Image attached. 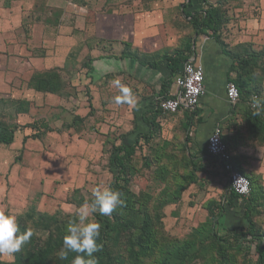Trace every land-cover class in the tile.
Listing matches in <instances>:
<instances>
[{"label": "trees", "instance_id": "1", "mask_svg": "<svg viewBox=\"0 0 264 264\" xmlns=\"http://www.w3.org/2000/svg\"><path fill=\"white\" fill-rule=\"evenodd\" d=\"M182 6L183 19L187 22L189 33L177 49L156 57H147L137 50H129L122 55L123 58L133 59L138 64L153 70L164 67L167 76L161 82L157 97L150 98L148 104L150 108L139 116V122L135 117L134 129L123 135L119 144L114 145L110 150L108 164L112 181L109 187L121 193L124 205L113 211L110 216H101L98 213L92 216L101 226L97 239L100 251L94 253L98 264H145L151 259L158 258L162 249L158 239L161 210L168 203L179 201L181 192L189 185L196 184L199 174H211L225 181L221 198L207 202L205 210L209 221L193 229L184 243L174 246L172 248L175 249L174 252L164 257L159 264H194L196 260L205 256L210 257L209 259L216 258L215 264H233L235 261L234 257L232 258L233 253L248 255L251 249L255 250V264H264V184L261 176L246 175L232 159L236 169L244 174L251 184L250 195L240 203L239 197L231 190L222 175L218 160L207 152L209 135L205 146L199 152L192 153L191 130L192 127L203 123L202 118L198 116L204 96L193 110H184L180 123L185 136L183 150L186 151V155L182 159L183 167L187 171V175L183 177L185 183L175 185L169 195L162 197L159 202L155 201V197L145 194L135 195L130 190L131 171L136 153L141 150L142 144H149L161 132L159 118L166 113L160 109L159 99L170 96L175 79L180 75L184 63L193 55L191 46L198 37L213 39L222 53L231 60L227 82L231 81L236 85L240 100L235 105L230 104L229 121L235 125L238 115L241 114L243 123L241 126L250 137L258 141V144L264 145V45L261 49L255 50L252 44L230 47L224 41L228 16L221 1L214 5L204 0V4L199 9H194L192 1L185 0ZM93 61L91 57H87L82 62V66L87 68L89 73L93 71L91 67ZM64 73L67 72L58 68L37 72L31 79V86L40 93L65 97L68 93L67 85L62 79ZM253 95H256L257 100L260 101L259 109H252L249 105ZM16 104H20V101ZM257 111L259 115L254 114ZM35 124L30 125L31 129L37 130L33 135L34 139L40 137L41 130L50 129L48 123L41 124V127ZM218 127L223 130L221 122ZM16 130L15 127L0 120V145H12ZM222 138L228 145L223 135ZM143 159L146 161L145 167L149 168L151 159L148 157ZM74 194V198L80 199L74 203L77 208L93 198L85 200L80 197L79 191H75ZM233 212L240 215L241 225L220 232V223ZM69 220H71L69 216L59 218L56 215L43 214L36 206H30L27 213L17 219L18 234H23L28 228L34 229L36 234L19 252L15 253L12 264H72L77 253L70 252L67 259H60L58 256L63 248V238L67 235L66 226ZM87 258L85 256V259ZM0 264L7 263L0 261Z\"/></svg>", "mask_w": 264, "mask_h": 264}, {"label": "rangeland", "instance_id": "2", "mask_svg": "<svg viewBox=\"0 0 264 264\" xmlns=\"http://www.w3.org/2000/svg\"><path fill=\"white\" fill-rule=\"evenodd\" d=\"M185 23L181 24L185 30L181 31V37L189 33ZM177 38L171 43L177 45ZM94 53L99 55L100 52ZM69 73L62 76L68 93L63 102L55 99L52 103H45L43 99L44 103L39 104L43 107L32 110L21 107L22 116L16 123L11 113L13 103L18 101L8 100L4 102L3 109L0 107V120L17 129L12 145H0V208H6L17 219L24 216L30 206H36L43 214L76 219L78 208L74 203L80 199L74 198L75 191H79L80 197L86 200L92 198L95 188L109 187L112 181L108 164L110 150L119 144L123 135L134 129L135 117L138 119L147 110L112 103V98L119 92L111 81L119 79L123 85L126 84L136 102L141 97L152 98L158 93L152 84L142 91V84L131 79L112 78L107 74L95 79L82 62L75 63ZM34 123L38 127L48 123L51 130H41L40 137L34 139L37 130L30 127ZM159 123L161 132L158 137L149 144H142L136 153L130 180V190L135 195H150L156 202L169 195L175 185L184 184L183 177L187 175L182 160L186 155L183 150L185 136L179 116L162 115ZM24 135H28L27 139ZM205 142L206 138L200 143L205 146ZM144 157L151 159L149 168L145 167ZM260 166L264 171V159ZM263 175L264 172L260 175L264 184ZM224 184L225 181L219 177L199 174L196 184L181 192L179 201L162 208L158 228L162 249L158 258L145 264H159L174 252V246L184 243L193 229L209 221L205 205L212 199L221 198ZM239 217L234 212L227 215L220 223L219 231L241 225ZM89 220L95 222L93 217ZM233 254V264H255L254 249L248 255ZM209 258H199L194 264H215L216 258ZM0 261L12 264L14 260L0 256Z\"/></svg>", "mask_w": 264, "mask_h": 264}, {"label": "crops", "instance_id": "3", "mask_svg": "<svg viewBox=\"0 0 264 264\" xmlns=\"http://www.w3.org/2000/svg\"><path fill=\"white\" fill-rule=\"evenodd\" d=\"M191 1L194 9L204 4V0ZM219 1L228 16L224 41L230 47L252 44L253 49H261L264 45V0H206L214 5ZM184 2L0 0V107L3 109L8 100L20 101L18 105L13 103L11 113L16 123L22 116L21 107L32 110L43 107L40 102L52 103L55 99L63 102L64 97L35 91L31 86L33 75L55 68L70 74L72 66L87 57L94 60L91 74L95 79L107 74L141 83L142 91L150 88V84L160 88L167 76L164 67L153 70L122 55L137 50L147 57H156L177 49L185 39L179 36L184 32L181 25ZM176 36L179 43L174 45L171 42ZM191 50L193 55L189 60L194 59L205 70V94L198 116L203 123L192 127V153L202 149L200 142L221 122L223 136L236 165L246 175L262 176L264 171L260 163L264 159V145L258 144L241 126V114L235 125L229 121L230 104L225 98V86L231 60L213 39L198 37ZM97 51L101 54L96 55ZM173 90L172 86L171 92ZM156 97L157 93L152 98ZM150 98L141 97L133 108L149 109ZM183 113L184 110L176 114L180 123ZM16 135L17 131L15 138Z\"/></svg>", "mask_w": 264, "mask_h": 264}, {"label": "clouds", "instance_id": "4", "mask_svg": "<svg viewBox=\"0 0 264 264\" xmlns=\"http://www.w3.org/2000/svg\"><path fill=\"white\" fill-rule=\"evenodd\" d=\"M119 90V95L112 98L115 105L127 104L136 106V99L130 88L123 85L119 79L111 81ZM254 108L261 107L257 100ZM259 115V111L254 113ZM92 200L86 201L76 210V219L69 220L66 226L67 235L63 238V248L58 253L60 259H67L70 252L77 253L72 264H98L94 253L100 251L97 239L100 235V225L89 220L94 214L110 216L113 211L124 205L121 193L110 187H97L92 192ZM19 225L17 216L0 208V256L14 260L15 253L19 252L24 244L28 243L35 233L34 229L28 228L23 234H18ZM84 254V255H81ZM85 256L88 257L85 259Z\"/></svg>", "mask_w": 264, "mask_h": 264}, {"label": "built area", "instance_id": "5", "mask_svg": "<svg viewBox=\"0 0 264 264\" xmlns=\"http://www.w3.org/2000/svg\"><path fill=\"white\" fill-rule=\"evenodd\" d=\"M173 88L170 96L160 101V109L169 115H176L183 110H193L205 94L203 66L197 64L194 59L186 61L180 75L174 81ZM225 98L231 105H235L240 100L238 88L231 81L227 82L225 86ZM257 99L256 95L251 97L249 105L252 109H255L253 105ZM222 135L220 127H214L207 140V152L218 160L222 175L241 203L250 195L251 184L249 179L234 166L233 155L228 145L223 141Z\"/></svg>", "mask_w": 264, "mask_h": 264}]
</instances>
